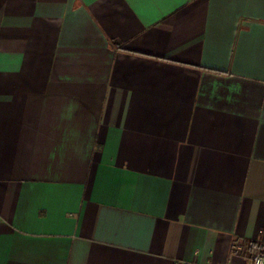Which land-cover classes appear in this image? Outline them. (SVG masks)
Instances as JSON below:
<instances>
[{
	"label": "crops",
	"instance_id": "obj_1",
	"mask_svg": "<svg viewBox=\"0 0 264 264\" xmlns=\"http://www.w3.org/2000/svg\"><path fill=\"white\" fill-rule=\"evenodd\" d=\"M264 243V0H0V264H252Z\"/></svg>",
	"mask_w": 264,
	"mask_h": 264
},
{
	"label": "built area",
	"instance_id": "obj_2",
	"mask_svg": "<svg viewBox=\"0 0 264 264\" xmlns=\"http://www.w3.org/2000/svg\"><path fill=\"white\" fill-rule=\"evenodd\" d=\"M235 252L243 254L252 264H264V243L259 241H239L233 244Z\"/></svg>",
	"mask_w": 264,
	"mask_h": 264
}]
</instances>
